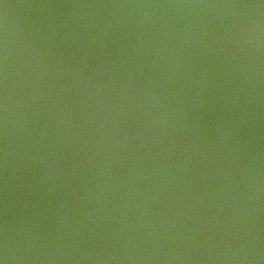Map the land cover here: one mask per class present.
Segmentation results:
<instances>
[{"label": "water", "instance_id": "obj_1", "mask_svg": "<svg viewBox=\"0 0 264 264\" xmlns=\"http://www.w3.org/2000/svg\"><path fill=\"white\" fill-rule=\"evenodd\" d=\"M260 2L0 0L8 264H264Z\"/></svg>", "mask_w": 264, "mask_h": 264}, {"label": "clouds", "instance_id": "obj_2", "mask_svg": "<svg viewBox=\"0 0 264 264\" xmlns=\"http://www.w3.org/2000/svg\"><path fill=\"white\" fill-rule=\"evenodd\" d=\"M232 7H238V6H232ZM244 7H254V8H258V9H264V2H260V4L258 5H248V6H244ZM8 247H7V243H5L4 249H3V255H0V264H8Z\"/></svg>", "mask_w": 264, "mask_h": 264}, {"label": "snow or ice", "instance_id": "obj_3", "mask_svg": "<svg viewBox=\"0 0 264 264\" xmlns=\"http://www.w3.org/2000/svg\"><path fill=\"white\" fill-rule=\"evenodd\" d=\"M261 2H264V0H261Z\"/></svg>", "mask_w": 264, "mask_h": 264}]
</instances>
